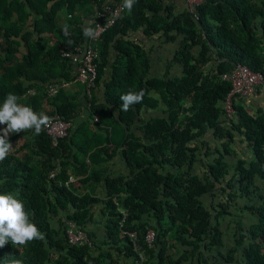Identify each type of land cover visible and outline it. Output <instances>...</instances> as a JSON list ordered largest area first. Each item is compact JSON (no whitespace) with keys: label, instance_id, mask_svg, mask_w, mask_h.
Returning <instances> with one entry per match:
<instances>
[{"label":"trees","instance_id":"1","mask_svg":"<svg viewBox=\"0 0 264 264\" xmlns=\"http://www.w3.org/2000/svg\"><path fill=\"white\" fill-rule=\"evenodd\" d=\"M122 3L0 0V105L12 93L35 112L71 124L57 146L46 130L9 135L13 148L0 161V194L21 200L45 239L25 246L9 241L0 264H135L140 253L144 264H264V185L258 184L264 183V109L251 114L237 98L229 119L232 84L223 80L239 65L264 78V0H201L194 11H178L173 0H137L98 41L95 86L88 92L79 83L83 103L65 90L78 83V64L65 55L88 44L83 29L103 23L98 13ZM140 31L176 46L159 74L150 49L132 37ZM129 90L145 95L123 111L120 96ZM262 91L264 83L254 95ZM85 109L95 127L90 121L75 127ZM143 110L162 115L145 121ZM211 135L220 143L215 149ZM237 136L251 158L232 163ZM120 153L130 174L112 177L108 163ZM199 162L202 176L194 172ZM102 183L104 199L96 194ZM122 208L124 229L137 234V245L121 237ZM234 212L250 221H230L225 232ZM68 221L89 243H68Z\"/></svg>","mask_w":264,"mask_h":264},{"label":"built area","instance_id":"2","mask_svg":"<svg viewBox=\"0 0 264 264\" xmlns=\"http://www.w3.org/2000/svg\"><path fill=\"white\" fill-rule=\"evenodd\" d=\"M188 3L189 10L194 11L196 5H198L201 0H185ZM123 11L122 5H118L116 8L107 9L106 12L98 13V19L102 20L95 24V29L97 30V36L95 39H89L88 44L77 48V53H68L65 56L71 57L72 63L78 64L77 67V79L76 82L86 85L87 91L95 86V81L97 78V65L96 59L98 58L99 52L97 49V43L102 37V35L111 28L115 22L121 16ZM223 80L229 81L232 84V90L228 95L225 103L226 115L229 119L235 116V110L233 108V103L237 98H248L257 93L258 87L264 83V78L261 74L254 73L244 66H237L230 74L223 76ZM66 84H64L65 86ZM62 86V85H61ZM60 86L56 85L49 88V95L55 96L59 90ZM71 124L63 121L60 117L56 116L52 118V124L44 129L47 134L53 139L54 146H57L60 139H63L68 134V129ZM57 170L51 173V178H55L57 175ZM69 184V183H67ZM121 220L120 227L122 229L121 237H129L134 245H137V234L129 232L124 229L125 224L128 219V213L122 208L119 210ZM67 240L72 246H81L88 242V237L74 222H67ZM155 240V232L153 230L148 231L146 235L147 244L152 247ZM139 259L135 264H144L145 256L140 253Z\"/></svg>","mask_w":264,"mask_h":264},{"label":"clouds","instance_id":"3","mask_svg":"<svg viewBox=\"0 0 264 264\" xmlns=\"http://www.w3.org/2000/svg\"><path fill=\"white\" fill-rule=\"evenodd\" d=\"M136 2L137 0H123L122 8L131 13ZM65 34H67V27H65ZM97 34V30L92 27L83 29V35L89 39H95ZM144 95L143 90L139 92L129 90L121 95V110L128 111L130 107L142 103ZM19 100L20 97L9 93L0 105V125H6L0 134V161L6 159L13 148L9 141L10 134L32 131L34 135H39L52 124L51 117L35 112ZM44 239V233L31 222L24 203L11 193L0 194V248L9 241L15 245L25 246L30 242Z\"/></svg>","mask_w":264,"mask_h":264},{"label":"crops","instance_id":"4","mask_svg":"<svg viewBox=\"0 0 264 264\" xmlns=\"http://www.w3.org/2000/svg\"><path fill=\"white\" fill-rule=\"evenodd\" d=\"M177 10H183V9H189L188 3L185 0H173ZM132 37H135V39L137 40H141L145 43V45L150 49L151 51V55L152 58L154 59V64L155 66L153 67L154 69V73H161L163 70V65L166 59L171 58L172 53L174 52V50L176 49V46L171 45V44H164V39H161L160 36H152V37H146L144 36L141 31L136 33V34H132ZM163 61V62H162ZM162 62V64H161ZM175 71H177L176 68H174ZM65 90H67L68 92H70L72 95L74 93H77L78 99L81 100V102L85 103V90H83V88L81 86H79V83H70L65 85ZM79 91H81L79 93ZM101 97V95H100ZM243 103L245 105V107L251 112V114H256L259 110H263L264 109V92L262 91V93L260 95H253L251 97L244 98ZM86 108V107H85ZM88 109V108H87ZM85 109L82 112V115H80L76 120V125L75 127H78L81 123H83L84 121H90L92 126L95 127V124L93 121L90 120V113L89 111ZM161 111H151V110H143L142 111V118L145 121L150 120L151 118L160 116ZM97 120V119H96ZM136 135L139 137L143 138V134L139 131H137L135 129ZM213 136H209L207 138V140H210L212 147L215 149L216 146L219 147L220 143L217 141H213L212 140ZM234 151L235 153L230 157L232 163H235L238 159H244V158H251V149L248 145V143L246 141H244L242 139V137L237 136L235 138L234 141ZM77 150L74 149L73 155L76 154ZM202 162L206 161V158L204 156L201 157ZM71 161H73V159H71ZM202 162H199L195 165L194 167V172L196 175H200L202 176L203 172L205 171L203 168V164ZM108 173L110 176L112 177H118L120 175L122 176H128L130 174V171L127 167L126 162L124 161L121 153L116 155L109 163H108ZM70 172H72V170H70ZM261 186L264 185V183H262V181L260 180L259 183ZM85 188V187H84ZM96 194L98 195V197H100L101 199H104L106 197V191H105V184L102 183L100 184L97 189H96ZM207 203H209L210 199H206L205 200ZM104 206L103 205H98L95 207L94 210V215L97 219V221H102L103 220V210ZM237 212H234V216L233 217H228L227 218V227H229L230 225V221H235V220H239L240 218H242L243 222L245 224L249 223L250 221V217L248 215H241ZM235 227V224H233ZM92 229L95 226H90ZM98 233L100 234V230L98 231ZM102 234V233H101ZM228 244L229 241H228Z\"/></svg>","mask_w":264,"mask_h":264},{"label":"rangeland","instance_id":"5","mask_svg":"<svg viewBox=\"0 0 264 264\" xmlns=\"http://www.w3.org/2000/svg\"><path fill=\"white\" fill-rule=\"evenodd\" d=\"M227 224H228V222L225 221L224 224H223V226H222V228H223V230H224L225 232H226V230H227Z\"/></svg>","mask_w":264,"mask_h":264}]
</instances>
